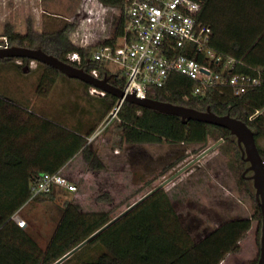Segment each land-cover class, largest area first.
<instances>
[{
  "label": "trees",
  "instance_id": "1",
  "mask_svg": "<svg viewBox=\"0 0 264 264\" xmlns=\"http://www.w3.org/2000/svg\"><path fill=\"white\" fill-rule=\"evenodd\" d=\"M99 1L107 6L120 8L121 15L112 37L94 47L86 48L73 44L69 34L74 25L68 22L60 27L56 25L52 32L44 33L38 39L32 37L31 31L25 36L15 33L9 25L6 35L10 45L17 43L24 46L25 40H29L30 47H41L66 62L70 52L78 51L88 65L87 69L97 67L101 75L105 76L104 66L95 61L90 63L89 59L96 48L115 44L123 35L125 0ZM263 8L261 0H207L202 14L203 20L212 28V47L243 61V64L235 67V73L256 75L259 72L261 83L258 86L242 95H235L230 88L209 89L195 94V81L184 75L174 74L165 87L156 90L154 98L199 110L210 107L219 115L229 114L245 121L252 128L257 143L258 139H264ZM38 40L40 45L37 46ZM30 62L29 58H22V63H17L15 58L0 59V64L16 69L19 75L25 74L22 69ZM38 67L42 70L40 85L48 81L50 87L60 76H64L44 63L38 62ZM110 80L118 87L124 86L125 79L122 77ZM84 86L90 87L87 83ZM86 101L90 105L91 121H84L85 119L80 117L73 128L44 117L36 124L28 121L17 123L12 115H6L5 118L0 116V124H5L7 138L10 135L12 141V194L6 196L4 201L0 198V222L1 225L4 224L0 231V264H54L114 219L107 212L89 213L83 211L80 205L69 202L64 207L58 226L44 250L27 231L16 226L10 219L29 201L55 199V191L40 194L32 199L33 186L43 174L60 171L78 153H82L88 161L95 159L87 140L116 106L118 98L106 93L98 98L91 96ZM7 102L10 101L0 98V109H3ZM23 105V111L28 113L30 106ZM28 114L34 116L33 111ZM115 120L119 143L126 142L130 145L156 142L206 143L213 131L224 140L232 135L228 129L220 126L195 120L183 123L179 116L127 101L122 104ZM31 133L34 135L30 139H23ZM19 142L20 147L17 146ZM258 146L264 159V148H261L259 143ZM238 155L242 159L240 150ZM93 167L101 168L102 165L94 163ZM104 199L110 200L109 195H105ZM251 225L250 218H233L222 222L203 238L195 239L183 225L171 199L160 189L63 263L70 261L80 252L81 264H221L227 254L240 249V241ZM8 229L10 236L7 235Z\"/></svg>",
  "mask_w": 264,
  "mask_h": 264
},
{
  "label": "rangeland",
  "instance_id": "2",
  "mask_svg": "<svg viewBox=\"0 0 264 264\" xmlns=\"http://www.w3.org/2000/svg\"><path fill=\"white\" fill-rule=\"evenodd\" d=\"M120 15V8L99 0H0V41L4 37L9 40L6 35L9 25L15 33L25 36L31 31L32 37L38 39L52 32L56 25L60 27L68 22L74 25L69 34L73 44L94 47L112 37ZM24 46L30 47V41L25 40ZM15 60L22 63V58ZM22 70L25 74L19 75L16 69L0 64V98L10 101L3 108L6 115H12L17 123L38 124L44 117L68 128H73L80 117L91 121L86 99L102 97L92 94L91 86L86 88L85 82L63 73L52 86L49 87L48 81L40 85L42 70L37 61H31ZM23 104L30 106L28 113L33 111V117L24 112ZM107 117L87 140L95 159L88 161L78 153L60 169L77 190L58 188L54 192L55 199L31 201L19 211L27 223V232L43 250L69 202L80 205L83 211L107 212L115 218L221 139L213 131L206 143H119L115 130L117 121L114 119L103 126ZM33 135L28 134L23 139L28 140ZM258 143L264 148L263 138L258 139ZM238 150L237 138L231 135L162 189L195 239L203 238L226 220L250 218L252 225L241 239L240 249L227 254L221 264H257L262 212L254 182L249 178L253 172L248 171L247 177H242L249 163L240 159ZM94 163H101L102 167H93ZM172 163L174 166L166 168ZM107 194L110 200L104 199ZM79 257L80 252L63 264H81Z\"/></svg>",
  "mask_w": 264,
  "mask_h": 264
},
{
  "label": "built area",
  "instance_id": "3",
  "mask_svg": "<svg viewBox=\"0 0 264 264\" xmlns=\"http://www.w3.org/2000/svg\"><path fill=\"white\" fill-rule=\"evenodd\" d=\"M206 1L125 0L123 35L115 44L96 48L89 59L90 63L95 61L104 66L105 76L97 67L87 69L78 51L70 52L67 60L97 78H124L123 91L135 92L140 98H154L156 90L165 87L174 74L195 81V94L230 88L235 95H242L261 83V75L235 73V67L243 61L212 47V28L202 18ZM10 46L7 37L1 39L0 48ZM91 93L106 94L95 87H91ZM124 102L118 99L103 126L118 118ZM58 188L77 190L60 171L45 173L33 186L32 199ZM14 218L19 226L27 225L20 215Z\"/></svg>",
  "mask_w": 264,
  "mask_h": 264
},
{
  "label": "water",
  "instance_id": "4",
  "mask_svg": "<svg viewBox=\"0 0 264 264\" xmlns=\"http://www.w3.org/2000/svg\"><path fill=\"white\" fill-rule=\"evenodd\" d=\"M12 58H29L31 61L44 63L48 66L57 69L58 71L70 78L79 79L89 84L91 87L98 88L106 93L116 96L118 99H124L127 102L134 103L141 107L153 109L158 112L179 116L182 119L183 123H187L189 120H195L228 129L231 134L237 138L238 146L241 150L242 157L245 159V161L250 163V166L247 168L246 172L253 171V175L250 178L254 182V186L256 188V199L262 212V238L260 247V257L257 264H264V159L260 153L259 146L255 138V133L245 121L233 117L229 114L219 115L213 112L210 107L206 110H199L193 107L175 104L168 101H162L155 98H140L136 96L135 92L126 94L121 87H118L114 83H112L109 77L106 76L104 78H97L91 75L84 68L77 67L75 65L70 64L69 62L61 60L53 54L47 53L41 47L11 45L7 48H0V59ZM223 140L224 139H220L216 144L206 149L194 160L188 163L185 167H183L170 178H168L166 181L155 187L152 191L143 196L141 199L133 203L125 211L116 216L109 223H107L105 226H103L101 229H99L97 232H95L88 239H86L80 245L75 247L73 250H71L69 253H67L54 264L63 263L75 252L80 250L83 246L88 244L107 228L119 221L132 209L136 208L139 204H141L146 199L155 194L157 191L162 189L167 183L172 181L175 177L185 171L188 167H190L195 162L199 161L205 155L214 150L223 142Z\"/></svg>",
  "mask_w": 264,
  "mask_h": 264
},
{
  "label": "crops",
  "instance_id": "5",
  "mask_svg": "<svg viewBox=\"0 0 264 264\" xmlns=\"http://www.w3.org/2000/svg\"><path fill=\"white\" fill-rule=\"evenodd\" d=\"M261 1H262V5H264V0H261ZM263 12H264V8L262 9V13ZM0 116L5 118V116H6L5 109H0ZM4 127H5L4 123L0 124V181H2V182H0V198L3 199V201L5 200L6 196L9 197L12 194V187H11V184H10V181L12 179L11 157H10L11 156V144H12V141L10 139V135L7 138V135H6ZM1 128L3 130H1ZM20 144L21 143L19 142L17 144V146L20 147ZM29 202H31V201H29ZM29 202H27L26 204H28ZM26 204L21 209H23L26 206ZM19 211L16 213L17 215H20ZM14 216L11 217L10 219H12L14 221V224L16 226H19L17 221L15 220ZM1 219H2V216H1V213H0V220ZM3 225H1V222H0V231H1L2 227H4ZM19 227L24 229L25 231H27V229L25 227H21V226H19ZM3 232H6V231H3ZM7 232H8L7 235L10 236V229H8ZM3 234H5V233H3ZM31 237L35 240V238L33 236H31ZM36 243L38 244L37 241H36Z\"/></svg>",
  "mask_w": 264,
  "mask_h": 264
},
{
  "label": "flooded vegetation",
  "instance_id": "6",
  "mask_svg": "<svg viewBox=\"0 0 264 264\" xmlns=\"http://www.w3.org/2000/svg\"><path fill=\"white\" fill-rule=\"evenodd\" d=\"M242 159L245 161V159H244L243 157H242ZM245 162H246V163H249V162H247V161H245ZM249 166H250V163H249ZM249 166H248V167H249ZM248 167H246L245 170H244L243 173H242V177H243V178H246V177H247V176H246V169H247ZM252 172H253V171H252ZM249 178H250V177H249Z\"/></svg>",
  "mask_w": 264,
  "mask_h": 264
}]
</instances>
